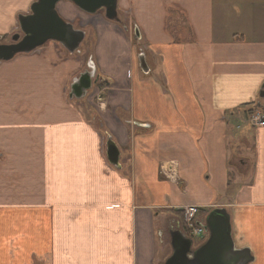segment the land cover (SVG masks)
I'll return each mask as SVG.
<instances>
[{
    "label": "crops",
    "instance_id": "1",
    "mask_svg": "<svg viewBox=\"0 0 264 264\" xmlns=\"http://www.w3.org/2000/svg\"><path fill=\"white\" fill-rule=\"evenodd\" d=\"M34 1L0 0L1 44ZM119 11L130 26L60 2L75 30L95 21L77 51L48 42L0 62V264H164L185 204L225 210L235 247L264 264V128L243 124L264 110V0H117ZM90 59L92 89L70 100ZM168 160L175 192L158 172Z\"/></svg>",
    "mask_w": 264,
    "mask_h": 264
},
{
    "label": "water",
    "instance_id": "2",
    "mask_svg": "<svg viewBox=\"0 0 264 264\" xmlns=\"http://www.w3.org/2000/svg\"><path fill=\"white\" fill-rule=\"evenodd\" d=\"M62 1L71 3L87 15L104 10L107 20H117V0H36L31 4V14L19 18L22 40L18 41V36H15L12 42L16 44L0 45V61H8L16 54L29 53L50 41L57 42L72 54L83 40L84 33L74 30L60 17L56 5ZM139 62L141 70L146 72L144 58L139 57ZM93 77V72H85L73 80L69 99L86 97L91 89ZM260 97L264 98V94L261 93ZM106 156L113 167L117 166L119 152L111 141L106 144ZM204 228L208 232V238L196 250H191L193 241L180 231L171 233L172 254L164 264H249L253 261L248 248H235L230 216L225 210L211 211L205 218ZM192 258L195 260L191 261Z\"/></svg>",
    "mask_w": 264,
    "mask_h": 264
},
{
    "label": "rangeland",
    "instance_id": "3",
    "mask_svg": "<svg viewBox=\"0 0 264 264\" xmlns=\"http://www.w3.org/2000/svg\"><path fill=\"white\" fill-rule=\"evenodd\" d=\"M67 5V4H66ZM69 6V5H68ZM99 15H102L103 16V18L104 19H106L105 18V16H104V10H100L99 11ZM124 14H122L120 11H119V14H118V17H117V22L116 23H118V24H120L121 26H126V27H128V26H130V24L132 23L129 19H131L130 18V13L126 16L125 15V17H129V19L127 20V22H123V18H122V16H123ZM67 20H69V19H67ZM84 22H86V21H84ZM123 22V23H122ZM91 26H95V21L94 20H87V22L86 23H80V25H79V27H80V31H84L85 29H87V27H91ZM50 42H52V41H50ZM48 43V42H47ZM54 43H57V42H54ZM137 46H138V44L140 43L139 41L137 42H134ZM58 44V43H57ZM176 45H178V42H176ZM142 49H143V46H142ZM142 51H144V50H142ZM92 66H93V68L95 67L94 66V64H92ZM264 94V87L263 88H261V90H260V93H259V99H262L261 97H260V94ZM86 98H84V99H82V100H85ZM81 101V100H80ZM83 102V101H82ZM99 109V108H98ZM93 117H94V121L98 124V121H97V119L95 118V115H93ZM258 120H259V118H258ZM260 121H262V123H263V121H264V118H262V117H260ZM99 125V124H98ZM102 133H104L103 132V130H100ZM102 140L104 141L105 140V137L103 138L102 137ZM248 146V145H247ZM242 147H245V145L243 144V143H241V144H237V150L239 151V153L241 154V153H243V154H245V155H247V153L243 150V148ZM240 167V165L239 164H237V168H239ZM179 173H178V171H177V176H174V175H171V174H168V179L167 178H164V181H166L167 183H168V185L170 186V187H174V192H175V187H180V179H179ZM5 188H10V186H5ZM181 206H185L186 208L189 206L188 204H185V205H181ZM195 207V206H194ZM197 208V212H198V210H201L200 212H203V209H200V208H198V207H196ZM185 210H187V209H185ZM202 217L200 216V217H195V218H193L192 219V221L190 222L191 223V225L190 226H196L197 224H199L200 223V219H201ZM181 219V222H180V224H181V228L179 229V230H185V231H187V230H190V228H189V222L188 221H186V219H185V216H183L182 218H180ZM197 222V224H195ZM195 242H194V245H197L198 244V239L197 238H195Z\"/></svg>",
    "mask_w": 264,
    "mask_h": 264
},
{
    "label": "built area",
    "instance_id": "4",
    "mask_svg": "<svg viewBox=\"0 0 264 264\" xmlns=\"http://www.w3.org/2000/svg\"><path fill=\"white\" fill-rule=\"evenodd\" d=\"M258 118H259V120H258ZM253 121L257 125L264 126V121L262 123V121H260L259 116L255 117ZM167 173L175 176L174 168H172V166L170 164H165V166L162 168V175H164L165 177L168 178ZM185 209H187V210H185ZM179 211L184 214L186 221H188L189 223L194 218L195 209L193 207H187V208L184 207V208H181ZM190 225H191V223L188 225L189 228L192 227ZM201 232H202L201 229H198L197 231H195V233H197V234H200Z\"/></svg>",
    "mask_w": 264,
    "mask_h": 264
},
{
    "label": "trees",
    "instance_id": "5",
    "mask_svg": "<svg viewBox=\"0 0 264 264\" xmlns=\"http://www.w3.org/2000/svg\"><path fill=\"white\" fill-rule=\"evenodd\" d=\"M256 106V108H253L254 110H259V108H260V106H258V105H255ZM205 215V213L204 212H197L196 213V218L197 217H203Z\"/></svg>",
    "mask_w": 264,
    "mask_h": 264
},
{
    "label": "flooded vegetation",
    "instance_id": "6",
    "mask_svg": "<svg viewBox=\"0 0 264 264\" xmlns=\"http://www.w3.org/2000/svg\"><path fill=\"white\" fill-rule=\"evenodd\" d=\"M195 246H196V245H195ZM196 248H197V247H195V249H196ZM193 260H195V258H192V259H191V261H193Z\"/></svg>",
    "mask_w": 264,
    "mask_h": 264
}]
</instances>
